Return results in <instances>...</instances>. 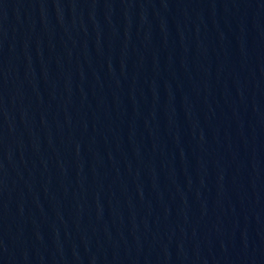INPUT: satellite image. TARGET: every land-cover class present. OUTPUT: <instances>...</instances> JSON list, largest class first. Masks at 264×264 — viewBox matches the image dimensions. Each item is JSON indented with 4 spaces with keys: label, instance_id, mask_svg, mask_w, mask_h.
<instances>
[{
    "label": "water",
    "instance_id": "95a60500",
    "mask_svg": "<svg viewBox=\"0 0 264 264\" xmlns=\"http://www.w3.org/2000/svg\"><path fill=\"white\" fill-rule=\"evenodd\" d=\"M0 264H264V0H0Z\"/></svg>",
    "mask_w": 264,
    "mask_h": 264
}]
</instances>
